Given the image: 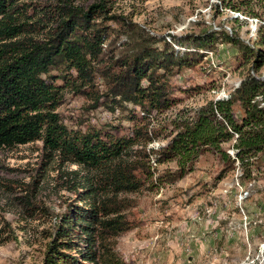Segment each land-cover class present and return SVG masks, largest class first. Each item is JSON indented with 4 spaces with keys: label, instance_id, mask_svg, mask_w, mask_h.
I'll list each match as a JSON object with an SVG mask.
<instances>
[{
    "label": "trees",
    "instance_id": "trees-1",
    "mask_svg": "<svg viewBox=\"0 0 264 264\" xmlns=\"http://www.w3.org/2000/svg\"><path fill=\"white\" fill-rule=\"evenodd\" d=\"M107 2L83 7L75 0H0V148L41 141L47 152L97 173V183L85 185L88 205L65 215L51 214L39 264H125L115 247L117 236L131 228L124 215L127 199L120 194L181 179L209 149L221 152L231 164H244V155H264V79L254 74H247L228 99L172 120L169 139L157 149L147 148L158 137L149 127L151 113L164 112L178 101L171 76L199 63L202 51H212L216 35L171 36L187 48L175 50L127 16L111 12ZM222 37L238 47L246 62L251 57L253 63L262 62L258 48L228 34ZM58 79L76 91L89 89L94 104L138 106L140 114L128 116L131 134L68 129L57 112ZM235 102L243 112L240 123L232 115ZM232 134L237 135L234 159L220 149ZM152 154L157 164L174 161L177 168L154 177ZM6 233L0 244L15 238L0 214V235Z\"/></svg>",
    "mask_w": 264,
    "mask_h": 264
},
{
    "label": "rangeland",
    "instance_id": "rangeland-1",
    "mask_svg": "<svg viewBox=\"0 0 264 264\" xmlns=\"http://www.w3.org/2000/svg\"><path fill=\"white\" fill-rule=\"evenodd\" d=\"M96 1L75 0L83 7ZM107 3L111 12L127 16L175 50L187 48L177 45L171 36L216 35L212 51H202L205 56L199 63L171 76V91L178 101L164 112L151 113L149 127L155 128L158 137L147 148L157 149L169 139L175 118L192 116L211 101L228 99L247 74L264 79V0ZM223 34L258 48L262 62L253 63V57L246 62ZM157 45L162 48L163 41ZM56 82L60 85L57 112L68 129L131 134L133 122L128 116L140 114L138 106L94 104L89 89L76 91L61 79ZM97 84L102 91L100 78ZM232 115L241 122L243 112L237 102ZM236 137L232 134L220 145L231 159L236 154ZM244 156V164L239 160L231 164L221 152L209 149L181 179L154 182V186L148 183L137 192L120 194L127 199L124 215L131 228L116 238L119 257L125 264H264V155ZM154 157L152 154L150 161L154 177L177 168L174 161L157 164ZM88 182L97 183L96 172L47 152L41 141L0 148V214L15 234L14 239L0 244V264H39L53 221L51 214L65 215L88 205L91 198L84 191ZM29 200L32 207L27 206Z\"/></svg>",
    "mask_w": 264,
    "mask_h": 264
}]
</instances>
